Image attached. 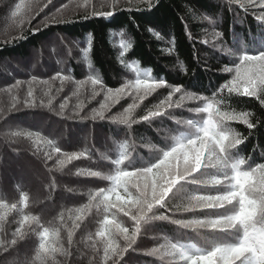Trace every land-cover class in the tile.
<instances>
[{
    "label": "trees",
    "instance_id": "obj_1",
    "mask_svg": "<svg viewBox=\"0 0 264 264\" xmlns=\"http://www.w3.org/2000/svg\"><path fill=\"white\" fill-rule=\"evenodd\" d=\"M17 5L20 10L13 16ZM262 12L264 8L247 0L243 6L238 0H0V203L7 205L0 208V264L20 249H26L27 264H105L106 240L97 235L104 219H115L129 235L136 224L117 208L106 209L102 197L94 201L93 195L112 189L109 177L117 171L150 167L178 141L195 138L207 119L206 113L194 111L204 106L200 97L215 101L222 113H248L247 120L254 125L249 129L243 120L224 122L233 138L243 140L226 151L228 162L245 160L242 171L264 163V104L224 87L235 76L226 69L234 70L243 55L264 53V21L257 19ZM54 35L59 43L51 44V53L40 52L38 66L24 62L12 67L14 58H26L32 49L41 51L42 43ZM4 64L13 76L3 72ZM90 78L100 83L94 86ZM136 79L162 83L143 99H137L133 89L109 98L108 89L115 92ZM176 87L181 91L175 92ZM169 96L171 106L164 105ZM132 105L126 123L111 119L123 116ZM157 107L161 115L142 119ZM101 111L103 118L96 115ZM46 115L59 123L56 130L49 123H36L38 116ZM11 119L27 124L12 130L6 124ZM63 127L62 135L57 130ZM78 153L83 155L76 158ZM25 155L47 176L48 188L34 191L28 179L4 173L5 158ZM118 160L123 162L117 164ZM209 161L219 165L217 156L206 152L200 171L180 180L164 206H154L149 219L140 222L131 247L107 264H190L171 254L172 244L193 256L206 255L215 245L238 244L242 233L237 221L226 231L174 222L237 214L238 200L223 208L189 210L192 195L232 190L227 181L191 183L193 177L231 174L230 168L204 167ZM130 191L135 194V189ZM49 203L55 206L45 208ZM25 216L29 219L22 225ZM256 219L257 224L264 222V208ZM54 226L59 234L49 244L55 243L58 250L38 258L41 234ZM112 231L117 234L114 243L124 248L123 236Z\"/></svg>",
    "mask_w": 264,
    "mask_h": 264
},
{
    "label": "snow or ice",
    "instance_id": "obj_2",
    "mask_svg": "<svg viewBox=\"0 0 264 264\" xmlns=\"http://www.w3.org/2000/svg\"><path fill=\"white\" fill-rule=\"evenodd\" d=\"M242 3L243 0H238ZM250 5H258L260 8H264V0H247ZM20 5H17V10L12 13L16 16L20 10ZM259 21H264V12L257 16ZM227 71H234L235 76L230 84L224 85L229 92H237L243 96L256 97L264 104V53L258 55H243L237 67L233 69H226ZM91 79V78H90ZM19 83V81L17 82ZM92 85H97L100 83L98 79H91ZM161 83L156 81H148L145 79H136L134 83L127 84L123 88L116 89L113 92L112 89H108L109 98H116L122 94H125L127 89H133L135 91L137 99H143L144 97L151 94L157 87L161 86ZM175 92H180L181 88L176 87ZM28 97L33 96V92L29 89L27 93ZM189 99L192 97L189 96ZM204 100V106L199 107L203 109L202 112L206 113L209 123L204 124L197 128V135L195 138L189 139L186 142L178 141L175 146H173L169 151L163 153V157L158 160L155 164L150 167L137 169L135 171H117V173L109 177L114 183V187L108 192L105 189H100L99 192L95 193L92 199L95 201L98 197H102V201L106 209L115 207L119 211L123 212L124 215L131 216L130 209H136L139 211L138 218L131 219L135 222L136 228L131 235H129V230L127 232H122L121 229L125 228L115 219H104V228L97 233L98 236L106 240V246L104 248V260L105 264L112 259L113 256L120 255V252L126 251L127 248L135 242L136 235L139 233L140 222L149 219L148 214L152 212L154 206L159 205L164 206L165 198L172 188L180 181L185 180L187 177L192 176L193 173L199 172L202 167V162L204 161L205 153L207 152L210 156H217L218 162L220 163V157L225 156L228 149L235 148L243 142L241 139H235L232 133L218 134V128L215 123V116L219 114L224 117V122L228 120H243L249 129H252L254 125L247 120L248 113H232L221 112L219 107L216 106V102L213 100H208L205 97H200ZM164 105L171 106V96H169L164 102ZM163 106V105H162ZM15 107V105H13ZM64 105H61L63 108ZM105 105L101 106L103 109ZM125 110L123 116H113L112 120H121L122 122H127L130 118L129 114L131 108ZM96 115L103 118V113L98 112ZM161 115L160 107L154 110H150L147 115L142 119L149 120L150 117ZM188 126H192L191 121L186 122ZM57 153L60 152L56 151ZM69 160L73 158L72 155L65 154ZM83 153L75 154L76 158H79ZM187 158L188 164H185V159ZM122 160L116 161L117 164L122 163ZM63 163V161H60ZM245 160L241 159L238 162L230 164L231 174H224L223 177H215V181L212 184L219 185L224 181H227L230 185V191H227L219 195H196V196H213L218 198L214 203L217 205L215 208H223L225 204L231 205L234 201H239L238 211L236 214V219L240 223V211L241 208L245 212L249 210L253 211V218H257L260 215L261 209L264 208V173L260 171L264 168V163L259 164L258 167L253 168L251 171H242L241 166L244 165ZM214 163L209 161L204 163V167L213 166ZM92 176H100V172H91ZM194 178V177H193ZM234 182V183H233ZM130 189H135V194L133 195ZM123 192V197L121 195ZM113 197L115 198L113 200ZM26 201V197L23 198ZM199 201L193 200L191 205H188L189 210L192 208L199 207ZM222 205V206H221ZM7 207L6 204L0 203V208ZM11 208L15 209L16 205L12 204ZM209 208V207H200ZM214 208V207H211ZM232 215V214H230ZM155 219L164 220L168 219L166 216H155ZM221 217H217L211 220H196V221H184L177 220L175 223L181 225L198 224L213 229H220L226 231L228 229H234L236 224L231 221L227 225L222 223H211L212 221H218ZM28 217L25 216L21 224L23 225L28 221ZM113 229L123 236L125 240L124 248H120L119 244L114 243L113 239ZM19 232L20 229H17ZM52 237H58V234L53 233L50 229L44 228L41 239L42 242L39 245L38 258H44L51 253H55L58 249L55 243L49 244V240ZM15 243V240L12 241ZM120 249V251H117ZM173 255H179V257L184 261H189L190 264H236L237 261L242 264L246 259H252V264H255V258L250 257L248 252H240L235 250L232 244L226 245H215L211 251L206 255H196L193 256L189 254L182 246L177 244L171 245ZM157 249H152L151 252H157Z\"/></svg>",
    "mask_w": 264,
    "mask_h": 264
},
{
    "label": "clouds",
    "instance_id": "obj_3",
    "mask_svg": "<svg viewBox=\"0 0 264 264\" xmlns=\"http://www.w3.org/2000/svg\"><path fill=\"white\" fill-rule=\"evenodd\" d=\"M185 97H181V99H184ZM196 112H202L203 109L196 108L194 109ZM209 123L208 120H204V124L207 125ZM215 123L218 128V134H224V133H230L229 131L225 130V124H224V117L217 114L215 116ZM55 151H59V148H54ZM241 160V159H240ZM238 160V161H240ZM236 161V162H238ZM185 164H188L187 158L185 159ZM219 166L222 169H228L230 168V163L228 162V159L226 156L220 157V163L219 165L215 164L213 167ZM260 171L264 173V168H261ZM215 181V176L209 177V178H193L191 183L193 184H212ZM218 198L213 196H196L192 195L189 197V205H191V202L193 200H198L199 207H215L217 206L214 201H216ZM222 206V205H221ZM130 213L132 218H138L139 211L136 209H130ZM254 214L252 210H249L248 212H245L243 208H241L240 211V223L239 227L241 229V237L239 238L238 244L233 245L235 250L240 252H248L250 254V257L255 258V264H264V222H261L257 224V219L253 218ZM236 219V214L233 213L232 215L221 217L218 221H212L211 223H222L224 225H227L229 222L234 221ZM204 226H208L205 224ZM49 229V228H47ZM53 233L59 234L57 227H52L50 229ZM122 232H127L128 228H122ZM135 231V229H134ZM117 238V234L113 233V239ZM242 264H252V259H246V261L242 262Z\"/></svg>",
    "mask_w": 264,
    "mask_h": 264
},
{
    "label": "rangeland",
    "instance_id": "obj_4",
    "mask_svg": "<svg viewBox=\"0 0 264 264\" xmlns=\"http://www.w3.org/2000/svg\"><path fill=\"white\" fill-rule=\"evenodd\" d=\"M55 42L59 43V38L56 35L51 36L49 39H47L46 41H44L42 43L43 48L41 51H39L38 49H32V52L28 57H26V58H14V60H16V61L13 62L12 67L22 66V63H24V62H27L30 65L38 66L39 61H40L39 59L41 56L40 52H45L44 51L45 49L48 51H50V49L52 50L51 44L55 43ZM45 53H47V52H45ZM50 53H51V51H50ZM4 61L5 60H3L2 62L4 63ZM11 70L12 69H9L8 65L4 64L3 72L6 73L7 76H13V72ZM52 118H53L52 116L50 117L47 115L46 116H38V119H35V121L38 124L49 123L50 126L52 125V128L54 129L56 126H58L57 124H59V123L57 121H53ZM24 122L25 121H21V119L20 120L11 119V120H8L6 122V124L8 127H10L13 130L14 128H17V127L22 126V125L24 126L25 124H27ZM54 130H56V129H54ZM64 130H65V127H63V130L61 128V130H57V131L61 132L59 134L63 135ZM99 130L100 129H97L96 131L99 132ZM87 131L90 132V129H88ZM59 137H60V135H59ZM60 139H62V138L60 137ZM1 145L2 144L0 143V148H1ZM21 145L22 146H20V147H22L24 150L23 144H21ZM11 157L8 156L7 158H5L3 160L4 162L5 161L6 162L5 163L2 162L4 173L9 174V172H10V173H13V175L23 176L24 179L29 180V183L30 182L33 183L32 189L34 191H36V190L38 191V189L39 190L44 189L45 186H47V188L50 186V181H47L48 180L47 176L44 173H41L39 171V168L37 167L38 164L36 162H34V160H31L27 155L22 156L19 159H17V158L15 159V156H14V158H11ZM0 158H1V156H0ZM56 180H58V179H56ZM58 181L60 182V179ZM46 182H48L49 184H47ZM10 187L15 188L14 185L12 186L11 184H10ZM50 193H54V191H51V189H50ZM54 196L57 199L60 198V196L57 193H55ZM70 197L71 198H69V197H67L66 199L64 198L63 201L66 202L67 200L72 199V196H70ZM36 201H38V200L36 199ZM70 201H72V200H70ZM64 202H60V204L63 205ZM40 203H42L41 200H40ZM54 206H55L54 203H49V204H47V206L45 208L51 209ZM45 208L41 207L42 210H44ZM78 256H79V258L82 257L80 255V253H78ZM27 263H28V257L26 255V249H20L16 253L12 254V257H10L9 260L6 261V263H4V264H27Z\"/></svg>",
    "mask_w": 264,
    "mask_h": 264
}]
</instances>
